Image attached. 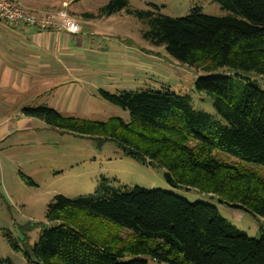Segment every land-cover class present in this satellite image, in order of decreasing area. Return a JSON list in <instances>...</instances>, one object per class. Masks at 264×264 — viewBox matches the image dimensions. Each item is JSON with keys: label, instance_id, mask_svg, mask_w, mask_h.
I'll use <instances>...</instances> for the list:
<instances>
[{"label": "trees", "instance_id": "1", "mask_svg": "<svg viewBox=\"0 0 264 264\" xmlns=\"http://www.w3.org/2000/svg\"><path fill=\"white\" fill-rule=\"evenodd\" d=\"M218 2L228 16L192 9L172 18L156 7L130 10L127 0H108L98 16L125 10L142 23L145 41L164 47L178 62L226 70L228 75L193 82L224 124L196 110L189 96L147 89L99 92L127 111L128 123L63 116L47 107L24 108L21 114L85 137L103 135L126 155L164 169L172 188L194 189L264 219V180L216 155L264 166V91L249 79L264 78V0ZM45 219L37 242L23 252L29 264H264V226L260 239L249 238L216 207L161 190L103 189L74 199L56 195Z\"/></svg>", "mask_w": 264, "mask_h": 264}, {"label": "rangeland", "instance_id": "2", "mask_svg": "<svg viewBox=\"0 0 264 264\" xmlns=\"http://www.w3.org/2000/svg\"><path fill=\"white\" fill-rule=\"evenodd\" d=\"M39 2H45V7L26 9L40 15L65 6L81 31L79 35L66 36L72 49L67 48L64 53L71 55L61 57L63 63L57 67L60 73H67L65 78L61 73L46 81L20 79L17 84L12 78L11 85L0 91V121L7 122L0 128L7 133L0 142V264H29L23 252L37 242L40 227L46 224L47 206L56 195L74 199L103 189L122 191L140 187L174 194L191 203H206L216 207L224 219L247 237L260 239L264 219L220 205L216 199L194 189L172 188L164 169L126 155L103 135L85 137L21 114L24 108L47 107L63 116L102 123L119 119L128 123L127 111L104 100L99 92L120 94L147 89L189 96L196 110L224 124L210 98L194 91L193 82L206 75H228L227 71H205L199 65L178 62L164 47L145 41L142 23L125 10L108 17L98 16L108 0ZM154 7L172 18L185 17L192 9L214 17L230 14L218 0H127L130 10H155ZM49 32L52 31H45ZM63 34L54 33L52 40ZM6 46H2L0 54L6 55ZM52 47L50 54L60 56L56 53L58 48ZM249 79L264 91V78L249 75ZM216 155L221 161L248 169L264 180V166L221 152Z\"/></svg>", "mask_w": 264, "mask_h": 264}, {"label": "crops", "instance_id": "3", "mask_svg": "<svg viewBox=\"0 0 264 264\" xmlns=\"http://www.w3.org/2000/svg\"><path fill=\"white\" fill-rule=\"evenodd\" d=\"M39 1L36 0L35 2V0H18L21 6H24L28 9H37V6L38 8L39 6L45 7V2ZM50 1L61 3L64 0ZM0 25H2L0 26V50H2V46L4 47V45H7L6 55L0 54V91L5 85H11L10 81L12 78H14L15 80L14 84H17L18 80L20 79H38L46 81L55 77L56 75H61V73L64 75V78L67 76L66 72L63 71L60 73L59 70H57V67L59 68L60 64L63 63L61 57H66L70 54L64 53L67 48H71V41L69 40V38H66V36L69 37L67 34H63L65 36H62L61 38L59 36V38L52 40V35L54 34L52 32H40L33 27L12 28L1 22ZM64 37L67 40H65ZM51 47L58 48V51L56 50V53L57 55L60 54V56H52L50 54ZM63 53L65 56H63ZM6 67L8 71H4ZM12 71H14V73H12ZM57 86H59V84ZM5 121L6 120L0 121V128L7 123ZM6 134L7 133L5 131L4 133L0 131V142L4 139V136Z\"/></svg>", "mask_w": 264, "mask_h": 264}, {"label": "built area", "instance_id": "4", "mask_svg": "<svg viewBox=\"0 0 264 264\" xmlns=\"http://www.w3.org/2000/svg\"><path fill=\"white\" fill-rule=\"evenodd\" d=\"M0 22L12 28L30 26L40 32L50 30L56 35L65 33L76 36L81 31L80 24L67 13L65 6L55 12L39 15L14 0H0Z\"/></svg>", "mask_w": 264, "mask_h": 264}]
</instances>
